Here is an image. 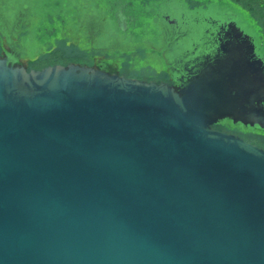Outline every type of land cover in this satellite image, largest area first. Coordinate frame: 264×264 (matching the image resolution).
<instances>
[{
    "label": "water",
    "instance_id": "1",
    "mask_svg": "<svg viewBox=\"0 0 264 264\" xmlns=\"http://www.w3.org/2000/svg\"><path fill=\"white\" fill-rule=\"evenodd\" d=\"M26 54H0V264H264V147L213 126L264 133V59L228 46L167 82Z\"/></svg>",
    "mask_w": 264,
    "mask_h": 264
},
{
    "label": "flooded vegetation",
    "instance_id": "2",
    "mask_svg": "<svg viewBox=\"0 0 264 264\" xmlns=\"http://www.w3.org/2000/svg\"><path fill=\"white\" fill-rule=\"evenodd\" d=\"M91 2L94 11L76 9L73 13L74 18L79 20L78 27L70 26L63 34L50 41L34 61L25 62L29 68H41L64 62L93 64L96 59L108 61L118 59L121 62L120 73L125 76L172 82L168 69L173 70L178 66V60L184 62L186 66H197L213 56L216 50L223 56L224 49L228 46L239 48L240 52L244 50L246 54L249 51L251 57L260 56L264 59V0H109L106 3L91 0ZM151 3L156 5L151 17L160 23L166 17L172 19L168 10L174 4L181 8V19L187 10L201 9L202 14L194 15V19L198 22L201 20L202 27L185 30L178 27L161 28L160 31L157 29L159 33L150 28L141 32L126 29L130 21L140 18V11L132 13V9L139 6L147 7ZM0 15L3 17L2 11ZM26 15V10L22 8L14 20L2 21L1 26L8 29L6 34L0 33V54L12 50H26L21 38L27 33ZM226 19L235 20L244 35H237L236 31L225 35L224 28L219 32L218 26L224 25ZM46 32L51 34L53 30ZM162 38L172 47V61L166 58L167 49L157 47V42ZM252 50L254 54L251 53ZM131 55H139L148 60L155 58L165 65V68L157 69L151 64L135 68L129 61ZM192 57L195 58L194 61L191 60ZM213 126L264 147V133L259 129L233 123L230 119H224Z\"/></svg>",
    "mask_w": 264,
    "mask_h": 264
},
{
    "label": "rangeland",
    "instance_id": "3",
    "mask_svg": "<svg viewBox=\"0 0 264 264\" xmlns=\"http://www.w3.org/2000/svg\"><path fill=\"white\" fill-rule=\"evenodd\" d=\"M99 1L101 3H106L109 0ZM154 6L156 5L151 3V5L147 7L139 6L136 9H132V13L138 10L140 11V18L132 22L130 21L126 29L141 32L150 28V30L155 29L159 33L162 24L160 21L151 17ZM22 8L27 12L25 17L27 33L21 37L22 43L27 51L26 56H23L25 62L35 59L39 51L44 50L45 46L50 43V41L54 40L56 36L63 34L70 26H73L74 28L78 27L79 20L74 18L73 13L76 9L87 10L90 12L94 11V6L91 0H80L77 2L76 0H0V12L2 11L3 14V17L0 15V33L6 34V30L8 29L6 26H1L2 21L4 19L14 20L20 11H22ZM168 11L172 19L177 21L181 20V8L179 6L174 4ZM191 14L190 16H192ZM62 18L65 20H60ZM84 26H86L85 23ZM186 26H188V24L182 25V30H185ZM48 30H53V32L49 34L46 32ZM161 33H163V31ZM157 47L160 49H168L169 46L167 45L166 40L162 38L157 42ZM129 61L135 68H139L146 64H151L157 69L165 67V65L155 58L148 60L139 55H131ZM109 62H111V60H109ZM115 62L118 66H121L120 60L117 59Z\"/></svg>",
    "mask_w": 264,
    "mask_h": 264
},
{
    "label": "trees",
    "instance_id": "4",
    "mask_svg": "<svg viewBox=\"0 0 264 264\" xmlns=\"http://www.w3.org/2000/svg\"><path fill=\"white\" fill-rule=\"evenodd\" d=\"M36 59V58H35ZM35 59H33L32 61H34ZM97 60V59H96ZM96 60L94 61V63L96 62ZM102 61H105V59H103ZM66 63H68V62H64V64H66ZM83 63V62H82ZM28 68H29V66H28Z\"/></svg>",
    "mask_w": 264,
    "mask_h": 264
}]
</instances>
